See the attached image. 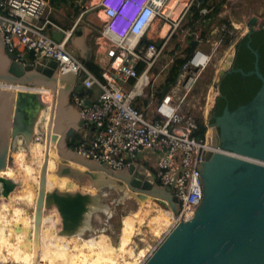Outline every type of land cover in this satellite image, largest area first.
<instances>
[{"label": "water", "instance_id": "95a60500", "mask_svg": "<svg viewBox=\"0 0 264 264\" xmlns=\"http://www.w3.org/2000/svg\"><path fill=\"white\" fill-rule=\"evenodd\" d=\"M259 16L254 15L247 22L248 35L258 23ZM239 21L246 23L243 19ZM4 36L5 32L0 27V82L11 85L9 90L0 88L1 170L8 167L16 169L18 151L30 150L31 145L40 139L39 125L47 111H57L58 116L60 109L56 108L59 104L63 101L64 106L68 104L66 91L70 95L69 102L74 91L92 94L94 98H98L102 92L97 85L84 87L85 74L61 73L59 61L54 58L31 60L24 54L27 50L23 45L19 46L20 54L9 51L5 46ZM52 36L61 41L65 33L54 29ZM71 42L78 45L75 37ZM198 44V40L194 41L192 50ZM251 49L256 56L251 71L235 68L237 46L234 45L224 59L218 75L219 82L228 72L237 70L246 75L256 74L262 82L249 102L233 110L226 105L210 125L211 146L232 154L211 148L203 150L204 161L199 167L203 198L198 201L194 216L174 224L144 264H264V74L259 65V52L252 47ZM56 78H60L62 84L69 87H60V103L56 106L54 102L51 107L41 99V93L33 89V85H49L57 94L59 90L52 84ZM17 85L24 87L14 90L13 87ZM168 89L169 86L164 87L161 95L164 96ZM62 90H65L64 93ZM218 94L217 90L214 103ZM91 103L92 99L88 98L86 104ZM71 107H64L62 110L70 112L71 117L65 118L66 122L75 124L76 107ZM84 126L85 121L80 118L77 128L64 125L48 135L47 145L52 141L60 157L54 173L67 176L87 189L59 187L48 191L47 155L39 183L35 236L45 214H51L53 209L58 211L60 217L59 233L78 228L85 223L87 217H92L104 205V187H111L119 182L141 203L150 199L164 210L172 211L174 216L179 214L178 197L171 187L159 183L150 167L134 161L127 168L115 170L107 162L88 158L72 149L69 146L70 139L77 129ZM21 183L22 178L18 175H0V197H8ZM91 187L96 191H88Z\"/></svg>", "mask_w": 264, "mask_h": 264}, {"label": "built area", "instance_id": "2783aa9c", "mask_svg": "<svg viewBox=\"0 0 264 264\" xmlns=\"http://www.w3.org/2000/svg\"><path fill=\"white\" fill-rule=\"evenodd\" d=\"M202 1L78 0L82 13L100 7L101 34L116 45L100 79L69 49L72 30H66L61 41L48 32L50 27L61 30L52 19L49 0H0V27L5 32L4 42L9 51L20 54L19 46L23 45L34 54V59L54 58L59 61L61 73L85 74L84 87L97 85L101 89L98 98L86 92L74 91L71 95L80 118L97 129L91 139L78 141L75 150L88 158L107 162L115 170L129 167L139 154L151 150L157 155L153 171L159 183L171 187L179 199L180 211L174 216V224L191 219L198 201L203 198L199 167L204 161L203 150L212 147L210 123L206 122L203 137H199L197 120L183 112V102L223 47L224 40L235 38L237 28L248 29L232 18V5L238 0H227L223 19L228 21L221 22L218 32H211L208 38L204 37L203 30H197L194 39L199 45L184 63L177 82L169 85L164 96L146 92L156 75L175 61L176 54L158 73H152L176 35L181 33L182 40L189 36L190 13L197 11L202 17L209 13ZM156 30L158 36L153 39ZM146 36L152 41L141 46ZM212 41L210 50L200 45ZM141 63L144 67L139 72ZM141 96H150L145 98V108L133 104ZM213 96L215 99L216 94ZM88 98L92 99L90 105L86 104Z\"/></svg>", "mask_w": 264, "mask_h": 264}, {"label": "bare ground", "instance_id": "6f19581e", "mask_svg": "<svg viewBox=\"0 0 264 264\" xmlns=\"http://www.w3.org/2000/svg\"><path fill=\"white\" fill-rule=\"evenodd\" d=\"M144 80L145 76L142 78V81ZM58 81L63 83L60 78H56L52 81L53 87H56ZM60 86H64L63 89L69 87L65 84ZM23 87V85H17L13 88L15 90ZM39 87L46 89L48 87L49 93L52 91V87L49 88L46 85L35 86L33 89L37 90ZM0 88L9 90L11 85L0 82ZM44 90L42 89V91ZM64 91L62 90L63 93ZM39 92L41 99L46 102V93ZM60 109L58 116L57 111L53 113L50 109L47 111L40 123V139L31 145L30 150L21 149L18 151L15 160L16 169L11 167L6 170L0 169V175L6 177L18 175L22 178L21 185H18L13 193H10L8 197H0V264H141L142 257L146 255L149 247H137L139 249H136L135 237L144 233V225H148L152 233L161 234L173 222L174 214L172 211L162 209L159 210V213L152 214V217H150L151 210L149 209L124 215L122 224L119 226V230L121 229L120 239L115 243L106 233V228L99 231L98 228L94 229L93 227L94 220L99 213H107L110 218L112 217L110 214L113 212L108 204L101 205L92 217L86 218L85 223L78 228L68 230L66 233H59L60 217L53 209L51 214H45L35 236V210L39 195L41 170L46 156L48 155L46 174L48 191L59 187L61 189L82 188L75 187L77 182L69 177L54 173V166L57 165L55 159L59 160L60 157L55 146H53V142L51 141L47 145L46 140L48 135L55 132L61 122L68 118L66 110ZM68 116L71 117L70 114ZM211 149L232 154V152L222 150L219 147L212 146ZM59 177L68 178L70 181ZM83 188L85 189V187ZM94 191L96 189L91 187L90 192ZM146 202L150 205L151 201L148 199ZM46 208L47 203H45L44 210ZM89 232L90 234H88Z\"/></svg>", "mask_w": 264, "mask_h": 264}, {"label": "rangeland", "instance_id": "374dc122", "mask_svg": "<svg viewBox=\"0 0 264 264\" xmlns=\"http://www.w3.org/2000/svg\"><path fill=\"white\" fill-rule=\"evenodd\" d=\"M259 1L257 3L254 2V0H238L236 2V4L232 5L233 8V16L237 17V18H242L244 21L248 20L249 16H251L252 14L256 13L258 7H259ZM231 8V6H229ZM224 10L226 9V7L224 6L223 8ZM96 10H100V7H96ZM244 16V17H242ZM103 17V16H102ZM247 18V19H245ZM217 22L215 23V25L212 24H204L202 25V28L206 29V30H210L211 32H218V27L222 24L220 21L221 19L218 18L216 19ZM98 21H102L101 17H98ZM215 21V20H214ZM242 24V23H241ZM261 24H264L263 22ZM240 25V24H239ZM245 28V27H243ZM240 29L237 28V35L234 38L233 42L231 45L227 46L225 48V46L220 47L218 52L216 53V55L213 58V62L209 65V67H207L204 72L199 76L198 80L195 82V84L193 85L191 91L189 92V95L187 97V99L183 102V112L186 115H192L194 118H203L207 123L209 122V118L210 115L212 113L211 109V104L213 102L214 96L216 94V91L218 89L217 84H218V75H219V70L221 69V65L223 63H220L223 55L225 54L224 49H227L228 52L231 51V48L235 45V42L239 40V38L245 33V29ZM101 31V30H100ZM102 33V32H101ZM102 35V34H101ZM212 35V34H211ZM158 36L157 34V30L154 31V33L152 34V38L155 39ZM210 36V35H209ZM214 36V35H213ZM208 38V37H207ZM186 39V38H185ZM182 41V36L181 33L180 35H176V38H174V40L172 41V43L170 44V46L172 48H175L178 46L179 41ZM110 41V40H109ZM214 41H212L211 43H206L204 45H202L203 47H205L206 49H211L212 47V43ZM111 43L113 44V47L115 49L116 45L111 41ZM95 43H93L94 45ZM168 59L165 58V56L156 64V66L153 68V72L152 73H158L162 67L166 64ZM166 69H164V71L159 72V74L156 75L155 80L153 81L152 85H150L147 91H152L153 93L158 94L161 90V87H165L164 86V81H165V73H166ZM214 82L216 83V85H213ZM60 85H63L60 81L57 82L56 84V89H61ZM33 86H36L35 84ZM38 86V85H37ZM36 86V87H37ZM49 86V85H46ZM49 88H51V86H49ZM162 88V89H163ZM42 89H45L44 91H42ZM48 89V87H47ZM46 88H37V90L41 91L43 94L46 93L47 95V101L48 104L52 107V102L59 104V92L57 91V94L55 93V91H51V93H49V91ZM67 92V91H66ZM65 95L67 96V105L64 106L63 103H65L64 101L61 102L58 106V108L56 109H60V108H72V100L69 102L70 100V95L69 92L66 93ZM182 94V92L180 93ZM211 95V96H210ZM145 98H150V96L145 97V96H141L138 97L137 100L135 101H139V102H144ZM212 100V101H211ZM210 101V102H209ZM153 102V99L151 100V103ZM63 104V105H62ZM62 105V106H60ZM64 106V107H63ZM209 106V107H208ZM208 107V108H207ZM61 110V109H60ZM69 115V111L66 110V116ZM66 119L63 120L60 124L61 127H63L65 125ZM59 126V128H61ZM40 128V125H39ZM137 159H148L149 162L148 164L152 166V168H154V159L155 157L152 155V151L151 150H147L145 153L139 154ZM55 161H57L55 159ZM57 165L54 166V168H56ZM57 176V175H56ZM58 177V176H57ZM60 179H66L68 181H70V179L68 178H64V177H59ZM75 187H79L76 183L74 185ZM83 188V187H82ZM85 189H87V187H85ZM90 189V188H89ZM103 193V203L108 204L111 209H112V217L110 218V216H108L107 213H99L96 218H95V222L93 223V227L94 229L98 228L99 231H102L104 228L107 229V234L110 235V237L112 238V240L117 243L120 239V233H121V229L119 230V226L122 224V219L124 217V215L128 214V213H133L135 211L138 210H145V209H149L150 211V217H152V214H157L159 213V210H162L163 208H161L155 201L150 200V205H148V202L146 203H141V201L135 197L132 193H130L129 191H127L122 182H119V184H115L112 185L111 187L106 186L104 187V189L102 190ZM154 202V203H153ZM57 213L58 211L55 210ZM6 212H9V210H6ZM149 223V222H147ZM174 226V223H170V225H168V227L166 229H164L161 234H154L151 232L150 227L148 225H144L143 229H144V233L139 234L135 237V245H136V249L139 248H145V247H149L148 251L146 253L145 256L142 257L143 262L146 261V259L153 253V251L161 244V242L165 239V237L167 236V234L169 233V231L171 230V228ZM90 234V232L88 233ZM86 234V235H88ZM155 237V238H154ZM139 244V245H137ZM139 247V248H137Z\"/></svg>", "mask_w": 264, "mask_h": 264}, {"label": "trees", "instance_id": "16d2710c", "mask_svg": "<svg viewBox=\"0 0 264 264\" xmlns=\"http://www.w3.org/2000/svg\"><path fill=\"white\" fill-rule=\"evenodd\" d=\"M51 5L62 10L64 12H67L68 9L73 7L75 5L76 0H49ZM227 0H203V6H207L209 8V13L205 15L204 17L200 16L197 11L194 13H190V21H191V30L189 36H187L186 39L180 40L178 43V46L175 48H172L169 46L166 50L165 53V58L168 59L167 62L170 61L172 55L176 54L175 61L171 62L166 69L165 73V81H164V86H169L171 84H174L177 82L179 75L181 73L182 67L184 63L187 61L188 57L190 56L192 52V46L194 41L195 33L198 30L199 25H204V24H210L211 21L217 19L219 17L220 12L223 9L224 4L226 3ZM222 22H226L228 20L222 19L220 20ZM204 37L207 38L209 35H211L210 30H203ZM180 35V34H177ZM234 40L230 39V37L226 38L224 40V45L225 48L229 45L232 44ZM261 40H263L262 43ZM152 41L151 38L148 36L144 37L141 46L146 45ZM253 49L257 50L260 55L259 59V65L261 68L262 73L264 74V28L263 24H259L255 29L253 30L251 35H243L239 38L238 41L235 42V45L237 46V56L235 60V68L236 69H243L245 72H249L254 68V62H255V54L253 53L250 45ZM27 55L31 60L34 59V54L31 51H26L24 53ZM245 56L246 59H242L241 57ZM241 60V61H239ZM87 67L100 79H102V73L105 67L101 65L96 59H89L88 61L85 62ZM144 67V64L141 63L139 64V72H142ZM222 84L223 86L225 83L231 82L235 88L232 94H227L228 99H224L223 96L218 97L221 100L220 107L218 106L217 114H221L224 107L228 104L230 109H235L241 104H245L249 102L256 92L258 91L259 87L261 86V79L256 75V74H250L246 75L240 71H232L227 73L223 78H222ZM132 82H134V79H132ZM223 86L221 87V94H226V91L224 90ZM162 88H160V92L158 95L161 94ZM84 94V92L82 93ZM146 101V100H145ZM144 101V102H145ZM134 106H137L139 108H142V103L139 101H134L133 102ZM215 117L211 114L209 118V122L214 121ZM197 123L199 125V130L197 131V135L199 137H203L204 131L207 128V123L203 118H197ZM84 138L80 134H75L73 138L70 139L69 141V146L72 149H75L76 144L78 141L83 140Z\"/></svg>", "mask_w": 264, "mask_h": 264}, {"label": "crops", "instance_id": "0c3cea01", "mask_svg": "<svg viewBox=\"0 0 264 264\" xmlns=\"http://www.w3.org/2000/svg\"><path fill=\"white\" fill-rule=\"evenodd\" d=\"M77 4H78V0H76L75 5L73 7H71L70 9H68L67 12H64L63 9L60 10V9L51 5L52 10H53L52 15H51L52 19L56 23V25L64 33L66 30H72V34H71V36L69 38V42H68V47L75 55H77L84 62L88 61L89 59L94 58L101 65H103V67H105V65H107L110 62L111 53L114 50V47H113V44L111 43V41H109L108 39L104 38L101 35L100 30L102 29V23H103L102 22L103 17L100 13L101 10L92 9V10H89L87 12L82 13L83 8L78 7ZM252 15L249 16L248 19H250L252 17ZM99 16L101 17L102 21H98ZM189 17H190V15H189ZM223 17H224V12L222 9L218 18H220L222 20ZM242 17H244V16H242ZM232 18L235 19L237 22H240L239 19H242V18H237V17L233 16V12H232ZM245 19H247V18H245ZM189 22L191 25L190 19H189ZM216 22H217V20L215 19V21L214 20L211 21L210 24L215 25ZM240 23H242V22H240ZM53 30H54V28L50 27L48 29V32L52 35ZM198 30H204V28H202V24L198 26ZM65 36H66V33H65ZM74 37L77 38L78 45L71 42ZM93 43H95V44L93 45ZM204 44H206V42H204L200 45L202 46ZM80 46H81V48H80ZM203 48H205V47H203ZM207 50H210V49H207ZM231 50H232V48H231ZM224 51H225V54L223 55V58H222L220 63H222V61L230 53L227 51V49H224ZM144 101H145V99H144ZM140 103H142V106H143L142 108H145L147 100L145 102H140ZM73 106L76 107L74 104H73ZM149 109L150 108H148V111H149ZM74 112H75V119H76L75 124L76 125L70 124L67 121V122H65V125L68 128L71 126H75L76 128L78 127V123L80 121L79 109L76 107ZM96 130L97 129L94 128L93 125L85 123V126L81 127L80 130L77 129V131L75 133L80 134L83 138H86L89 140L95 135ZM152 155L155 157V159H154V163H155V161L157 159V155L155 153H152ZM136 161H139V162L145 164L146 166L150 167L153 170V168L151 166L152 164L151 165L148 164V162H149L148 159H143V160L137 159ZM57 162H58V160H57ZM88 191H90V189H88Z\"/></svg>", "mask_w": 264, "mask_h": 264}, {"label": "flooded vegetation", "instance_id": "af4514ba", "mask_svg": "<svg viewBox=\"0 0 264 264\" xmlns=\"http://www.w3.org/2000/svg\"><path fill=\"white\" fill-rule=\"evenodd\" d=\"M259 1V7H258V9H257V11H256V13H254L252 16H254V15H260L259 16V20H258V23L256 24V26L255 27H257L259 24H261L262 22L264 23V0H254V2L255 3H257ZM260 13H262V14H260ZM251 19V18H250ZM249 21V19L248 20H246L245 22L246 23H244L245 24V26H247L248 27V24H247V22ZM255 29V28H254ZM253 29V30H254ZM253 30H252V32H253ZM248 32H249V27H248V29L247 30H245V33L243 34V35H248ZM252 32H251V34H252ZM250 34V35H251ZM242 35V36H243ZM263 42V40H261V42L260 43H262ZM242 59H246V57L245 56H242L241 57V60ZM236 60V59H235ZM241 60H239V61H241ZM232 71H234V70H232ZM232 71H230V72H232ZM235 71H237V70H235ZM229 73V72H228ZM222 80V79H221ZM219 81L218 82V91H219V94H218V96H217V98H216V101H215V103H214V106H213V108H212V115L214 116V117H216V116H218V115H220V114H217V108H218V106L220 107V103H221V100L218 98V97H220V96H223L224 97V99H228V96H227V94H232L233 93V91L235 90V88H234V86H233V84L231 83V82H229V83H225V85L223 86V84H222V81ZM223 86V88H224V90L226 91V94H221V87ZM228 105V104H227ZM225 108V107H224ZM224 110V109H223ZM223 112V111H222ZM211 116V115H210ZM213 122L214 121H210L209 123H210V125L211 124H213Z\"/></svg>", "mask_w": 264, "mask_h": 264}]
</instances>
